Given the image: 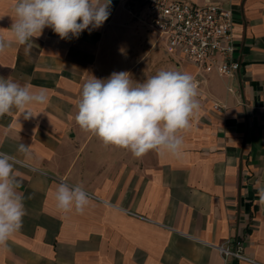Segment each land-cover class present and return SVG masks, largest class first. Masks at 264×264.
I'll return each instance as SVG.
<instances>
[{
    "label": "crops",
    "instance_id": "0c3cea01",
    "mask_svg": "<svg viewBox=\"0 0 264 264\" xmlns=\"http://www.w3.org/2000/svg\"><path fill=\"white\" fill-rule=\"evenodd\" d=\"M149 1L112 0L99 29L61 39L45 28L25 51L10 30L15 0H0V36L11 41L0 53V77L47 98L30 106L28 119L17 109L0 116V152L15 159L25 207L0 264H264V0L231 1L241 61L232 76L171 49L143 18ZM160 70L189 73L198 84L200 108L178 133L179 156L153 150L136 158L80 129L86 81L126 71L142 82ZM61 182L88 194L82 214L57 210ZM241 235L257 263L223 257L218 245Z\"/></svg>",
    "mask_w": 264,
    "mask_h": 264
},
{
    "label": "clouds",
    "instance_id": "9594fccd",
    "mask_svg": "<svg viewBox=\"0 0 264 264\" xmlns=\"http://www.w3.org/2000/svg\"><path fill=\"white\" fill-rule=\"evenodd\" d=\"M112 0H15L11 33L14 41L30 50L33 38L51 28L61 39L78 38L85 30L103 26L110 16ZM11 41L0 36V53ZM198 84L186 72L160 70L142 82L126 71L113 72L106 79L93 77L82 86L75 121L80 129L99 138L104 146L129 150L140 158L150 151L179 156L183 136L199 111ZM43 92L28 85L0 77V116L13 109L28 119L32 105L46 102ZM19 151L27 152L21 144ZM15 159L0 152V248L22 228L24 200L19 193ZM264 202V189L259 190ZM61 213L82 214L90 203L80 185L61 182L54 194Z\"/></svg>",
    "mask_w": 264,
    "mask_h": 264
},
{
    "label": "built area",
    "instance_id": "2783aa9c",
    "mask_svg": "<svg viewBox=\"0 0 264 264\" xmlns=\"http://www.w3.org/2000/svg\"><path fill=\"white\" fill-rule=\"evenodd\" d=\"M221 3L191 4L184 0H150L143 18L165 37L168 46L200 69L209 64L220 75H235L241 69L233 36L234 10ZM217 107L221 106L217 104ZM223 257L257 261L245 254L243 235L218 245Z\"/></svg>",
    "mask_w": 264,
    "mask_h": 264
},
{
    "label": "rangeland",
    "instance_id": "374dc122",
    "mask_svg": "<svg viewBox=\"0 0 264 264\" xmlns=\"http://www.w3.org/2000/svg\"><path fill=\"white\" fill-rule=\"evenodd\" d=\"M143 23L145 24V22H143ZM155 34H157V33L155 32ZM162 45H163V43L160 42L159 45L156 47V49H153L151 51L150 55H157L158 51L161 50ZM144 52H145V50H139V51L136 52V55L137 56H141V54H144ZM159 56H160V54H159Z\"/></svg>",
    "mask_w": 264,
    "mask_h": 264
}]
</instances>
